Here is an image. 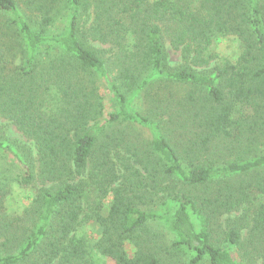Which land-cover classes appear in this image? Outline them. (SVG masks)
Returning <instances> with one entry per match:
<instances>
[{
    "label": "trees",
    "instance_id": "1",
    "mask_svg": "<svg viewBox=\"0 0 264 264\" xmlns=\"http://www.w3.org/2000/svg\"><path fill=\"white\" fill-rule=\"evenodd\" d=\"M0 120V264H264V0H0Z\"/></svg>",
    "mask_w": 264,
    "mask_h": 264
},
{
    "label": "rangeland",
    "instance_id": "2",
    "mask_svg": "<svg viewBox=\"0 0 264 264\" xmlns=\"http://www.w3.org/2000/svg\"><path fill=\"white\" fill-rule=\"evenodd\" d=\"M167 49L170 63L172 65L177 64L180 61L179 52L172 49L171 47H168ZM216 50L219 54L218 59L230 57V59L233 60L234 56H237V54L239 53L238 43L235 40H224L220 42L216 46ZM186 88L187 87H179L178 94H175L173 99L177 100V98H179L181 94L186 91ZM0 141L7 144L18 156L20 155L19 149L21 148L26 149V151L30 152L33 149L31 140L28 139L20 130H18L7 120H0ZM15 154H10L8 152L0 153V181L3 177L6 178V181L3 183L6 185L7 189L5 187L3 188L5 190H8L9 188L8 193H10V195L8 196L5 195V207L8 213L19 211V207L27 204L30 197H32L34 193V187L21 186L18 181L20 179V169L17 163V155ZM34 185H37V183ZM233 215H236V213H233ZM226 217L227 216H222L219 219L216 224L217 229L214 226V231L216 229V233L213 234V237L218 241L222 240L219 238L222 229H226L224 224V220ZM88 228L93 229L94 233H96L97 231V225H90ZM243 235V237L245 238V232L243 233ZM107 264H114V261L109 259L107 261Z\"/></svg>",
    "mask_w": 264,
    "mask_h": 264
}]
</instances>
